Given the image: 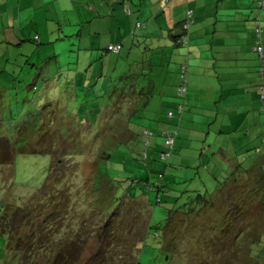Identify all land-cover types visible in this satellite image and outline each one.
Returning a JSON list of instances; mask_svg holds the SVG:
<instances>
[{"label":"rangeland","instance_id":"374dc122","mask_svg":"<svg viewBox=\"0 0 264 264\" xmlns=\"http://www.w3.org/2000/svg\"><path fill=\"white\" fill-rule=\"evenodd\" d=\"M201 24L195 19L190 31L200 29ZM169 51L175 54L169 65L174 73L164 70L166 82L172 85L179 81L178 59L187 54V46H171ZM22 56L8 52L0 56V63L11 70L23 65L20 60L26 57ZM23 66L18 70L16 86H4L0 96L1 131L15 149L12 162L0 165V216L8 204L15 207L34 196L35 205L60 207L61 213L50 221L58 225L61 245L66 247L75 238L77 251L71 264H264V161L260 162L264 146L244 149L243 153L255 154L253 159L258 163L250 169H230L226 179L221 175L218 187L212 188L216 180L212 174L217 177L226 170L221 161H209L211 150L219 146L217 129L227 115L222 103L213 104L212 117L204 119L205 100L195 93L193 97L188 88V109L175 140L174 153L178 156L168 160L165 172L163 191L167 190L168 196L160 192L161 202H157L155 191L145 192L141 183L131 186V182L139 177H149L150 181L157 177V170H149L139 158L144 148L151 154L149 159L156 155L155 166L164 169L165 161L160 160L163 136L156 125L151 126L155 134L149 146L143 145L141 133L134 139L125 135V94L117 89L113 94V82L107 85L116 70H111L114 73L106 82L88 78L86 86L76 87L74 93L65 82L68 71L50 69L49 76L55 73L64 82L51 90L49 81L36 77L41 69L33 66L28 71L24 70L28 65ZM193 74L197 72L188 69L189 80ZM24 75L31 77L25 80ZM196 99L202 102L197 104ZM10 117L17 119L15 124L29 119L25 127H19L8 125ZM149 120H138V125L150 127ZM168 122L174 127L177 120ZM244 131L238 133L243 137ZM38 132H44L40 142ZM46 180L45 188L38 189ZM210 181L209 203L200 200L195 206L198 193L206 194ZM190 206L195 207L189 212ZM41 220L33 218L31 225H21L23 240ZM148 221L151 225L145 238ZM49 242L56 244L51 238ZM7 244V233L0 231V264H21V251L13 254ZM35 259L47 264L39 257Z\"/></svg>","mask_w":264,"mask_h":264},{"label":"crops","instance_id":"0c3cea01","mask_svg":"<svg viewBox=\"0 0 264 264\" xmlns=\"http://www.w3.org/2000/svg\"><path fill=\"white\" fill-rule=\"evenodd\" d=\"M188 9L194 21L198 18L204 24L190 31L189 43L182 44L187 46V54L178 59L180 67L187 61L189 69L197 72L191 80L187 77V92L190 88L193 97L195 93L205 100L204 119L212 117L213 104L222 103L227 112L217 129L219 146L211 150L209 161H221L228 173L252 168L258 159L243 150L264 146V112L259 110L262 62L252 50L254 38H258L256 21L264 27V10L255 8L254 0H0V56L8 52L23 55L26 59L20 63L28 65L24 70L35 66L42 75L55 68L68 71L65 82L74 93L100 72H106L107 80L112 69L125 71V135L134 139L147 127L156 125L162 130L171 124L166 109L178 99L180 77L171 85L164 69L174 73L169 65L175 54L169 50L177 46L173 36L181 35L180 21ZM261 40L264 44V31ZM110 43H122L123 48L118 53H102ZM30 57H34L31 63ZM2 64L0 87L8 86L2 75L10 70ZM23 65L11 68L15 81ZM39 74L37 78L42 77ZM24 76L25 80L31 77ZM63 83L62 79L49 81L47 86L57 90ZM201 99H196L197 104ZM146 119H150V127L138 125V120ZM243 129L242 137L238 131ZM260 159L263 162L264 156Z\"/></svg>","mask_w":264,"mask_h":264},{"label":"trees","instance_id":"16d2710c","mask_svg":"<svg viewBox=\"0 0 264 264\" xmlns=\"http://www.w3.org/2000/svg\"><path fill=\"white\" fill-rule=\"evenodd\" d=\"M261 1H263V3H261ZM165 2L167 3L168 0H165ZM254 6H255V8L259 9L260 11L264 10V0H254ZM188 11L191 12V14L189 16H188ZM188 21H189V25L187 28H185L184 24ZM193 22H194V19H193L192 10L188 9L186 14H185V17L183 18L182 21H180L179 26L182 29L181 35L175 34V36H173V41H174V43L177 44V46H180L183 43H185V44L189 43L190 27L193 24ZM255 28H256L255 31L257 34L256 36L257 37L263 36L264 27L261 26L260 21H256V27ZM259 30H261V31H259ZM37 38L38 37L35 36V43H38ZM255 38H254V42L252 44L253 45L252 50L255 52L256 57L262 62V64L260 65V68H259V75L261 78L260 83H259V98H260L259 110L264 112V99H262V96H261V86L264 83V80H262V75H261V68L264 65V44L261 40V45L263 48V54H259L254 49V46L256 45V40L258 39V38L257 39H255ZM110 44H114V43H110ZM120 44L122 45V43H120ZM108 45L105 46V48H103L102 53H103V51H104V53H106V52L118 53L123 48V45H122L121 49L119 51H113V50L108 49ZM100 58H103V57H99V60H100ZM183 65L186 66V73H187L186 77H188V69H189L188 66L189 65H188L187 61H184L181 65L180 69H179L180 83L182 81ZM57 71H58V69H57ZM44 73H45V75H42L41 80H43L45 83L48 81L47 79H49V81L58 82L63 78L62 76L57 77L55 75V73H53L52 76L46 75V73H49V72H44ZM105 77H107L106 72H102V73L100 72V73H98V75H95L93 80H94V82H97V79L99 78V80L106 82L107 80ZM115 78L111 79V82H113V84L110 85L111 86V93L114 94L115 92H117L116 91V89H117L119 91L118 93L123 92L125 94V71H123V70L117 71ZM2 79L8 83V86L5 85V87L16 86L15 83H12L13 81H15V75L13 74V72L11 70H8L6 73H4L2 75ZM50 79H52V80H50ZM187 80H188V78H187ZM91 85H93V84H91ZM3 87L4 86L0 87V96H3ZM187 87H188V84H187ZM51 90H55V89L51 88ZM103 93H106V90L103 91ZM110 94H108V95H110ZM50 95H52V94H50ZM52 96H54V95H52ZM186 96H187V90L183 96L178 94V99L175 102L170 103L166 109L167 117L168 118H174L177 120V122H176V124H174L175 125L174 127H169L167 129L161 130L162 136H163V133L165 131H176L173 143L170 146L165 145V141H164V137H163V148L160 150V160L165 161L164 162L165 163L164 169L161 170V168H157V165L155 166L156 155H155V157L151 156V158L149 159V155H151V154H148L147 149L144 148L145 153L144 154L139 153V158H140V160L144 161L145 165L149 168V170H153V168H155V170H157V173H156L157 177L154 181H150L149 177H146V179L139 177L140 179L136 178V179H133L131 182V186H135V185H138L141 183L142 184V190H144L145 192H154L155 191L157 194V202H161L160 192H163L164 196H168L167 190L163 191V189L165 187L164 185L166 184L165 183V176H166L165 172L167 170V167L170 165V161H168V160L169 159L174 160L178 156L176 154V152L174 153V147H175V140L177 138V133H178V126H179V123L182 119V115H183V113L187 107V97ZM55 98H56V96H55ZM51 101H53L55 105L57 104V102L55 101L54 98L51 99ZM16 102H18L17 97H16ZM180 103L182 104V110H178V105ZM169 111H172V115H170V116L168 115ZM13 118L14 117H10L9 121L12 120V122L8 123V125H17L19 127H21V126L25 127L26 123H28V119H29V118L23 119L21 121L22 123L17 122V124H15L14 122L17 119H13ZM1 122H3V118L0 116V165L6 164V163H11L12 159H13V154L15 152L14 146L11 144L9 138L7 136L3 135L4 133L1 131L3 129L1 127ZM23 122H25V124ZM145 129H147L148 131H151L152 134L149 135V138H148L146 134L142 133L141 134V136H142L141 140L143 143V140L145 138H147V144L143 143V145L149 146L150 145V139L154 136L155 133L152 129H150L148 127ZM43 135H44V132H40V133L38 132L39 142L44 140ZM250 168L247 167L246 169H250ZM223 170L224 171L222 172V174L217 175V177H215V175L212 174V176L214 178H216L215 183H214L215 185H213L214 187L215 186L218 187V183L221 182V180H220L221 175L223 176V180L226 179L228 170H227V168H226V170L225 169H223ZM47 180L43 184V186L38 188V189H40V190L44 189L45 185L47 183ZM223 180H222V182H223ZM216 182H217V184H216ZM167 186L169 187V184ZM213 186H212V188H213ZM208 190H212V189H210L207 186V190H206L207 193L206 194L198 193L199 199H198V203H196L195 206H197L200 203V200L201 201L206 200V202L209 203L210 196H211L210 194L212 191L209 192ZM136 196H138V195H136ZM133 198H135V197H133ZM34 202H35V196L31 197L27 201H24L21 205H16L15 207L8 204L6 206L4 212L1 214V216H0V231L2 233H7V235H8L7 247L9 249V252H11V253L15 252L16 253L17 251H21V253H22V257H21V261H20L21 264H39V262H38L39 260H36L35 257L41 258V260H43V262H46L47 264H71V262H73V259L76 257V251H77V245L74 242L75 238L73 240H69V243L66 245V247L61 245L62 243H60V242H63V241H62L61 237L59 236V231H57V229H56V227L58 225L56 224V227H55V225H52V221H50L51 217H54L58 213H61L60 207L50 209L49 207L44 206L43 203H41V205H37V204L35 205ZM195 206H190L189 207L190 209L188 211L190 212ZM62 208H64V207H62ZM66 209H65V211H66ZM17 217L20 218V222H17V224H15V220ZM33 218L34 219L35 218H37V219L41 218L42 220L39 222L36 229L30 230L27 233V236H26L27 239L23 240L24 237L20 233L21 225H23V224H25V225L30 224L31 225L30 221H32ZM150 225H151V221L150 222L148 221V227H147V231L145 234V238H146V235L149 234ZM163 231L161 234V238L163 236ZM49 238L55 240L56 244L52 245L51 242H49ZM71 238L72 237L70 236L69 239H71Z\"/></svg>","mask_w":264,"mask_h":264},{"label":"built area","instance_id":"2783aa9c","mask_svg":"<svg viewBox=\"0 0 264 264\" xmlns=\"http://www.w3.org/2000/svg\"><path fill=\"white\" fill-rule=\"evenodd\" d=\"M261 3H263V1H261ZM190 14H191V12L188 11V16ZM188 25H189V21L184 24V27L187 28ZM259 31H261V30H259ZM121 46L122 45L120 43L109 44L108 45V49L109 50H113V51H119L121 49ZM254 49L259 54H263V48H262V45H261V37L260 36H258V39L256 40V45L254 46ZM182 70H183L182 81H181V83L178 86V94L183 96L186 93V90H187V77H186L187 73H186V66L185 65H183ZM261 75H262V79L264 80V65L261 68ZM261 96H262V99H264V83L261 86ZM178 110H182V104L181 103L178 105ZM168 115L169 116L172 115V111H169ZM143 133L146 134L148 138H149V135L152 134L151 131H148L147 129H145V131ZM175 133H176V131H165L163 133V137H164V141H165V145L166 146L172 145L174 137H175ZM144 140L145 141H143V143L147 144V138H145ZM144 153H145V150H144L143 154Z\"/></svg>","mask_w":264,"mask_h":264}]
</instances>
